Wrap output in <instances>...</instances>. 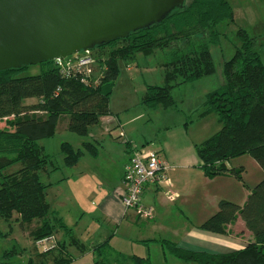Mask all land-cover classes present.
<instances>
[{"label": "trees", "instance_id": "16d2710c", "mask_svg": "<svg viewBox=\"0 0 264 264\" xmlns=\"http://www.w3.org/2000/svg\"><path fill=\"white\" fill-rule=\"evenodd\" d=\"M225 22H234L229 0H191L161 24L94 49L97 62L91 77L76 72L64 74L55 61L37 65L42 71L34 76L22 75L30 66L0 72V121L6 120V128L0 129V217L10 221L17 214L21 229L37 222L30 235L39 254L28 264H71L74 260L68 246L82 254L89 252L51 208L47 196L53 184L46 177L62 167L45 152L40 141L55 135L62 116L69 117V130L80 136L89 135L103 118L112 116L110 99L120 65L129 66L139 55L151 57L162 52L164 59L163 84L147 85L141 104L154 112L177 108L175 89L216 73L211 48L219 46L225 37L218 29ZM237 38L239 46L223 65L226 81L205 96L198 113V119L216 115L221 126L215 135L195 145L200 169L210 180L231 177L243 182L244 168H230L228 163L246 153L264 171V64L257 50L259 38L245 29L237 31ZM33 99L38 102L26 103ZM86 146L91 153H98L93 144ZM61 152L66 167L77 165L84 154L66 143ZM238 218L254 238L242 250L213 255L183 249L169 240L163 245L170 256L185 264H264V179L250 190L244 205L220 200L217 212L199 229L224 235L227 226ZM57 230L68 241L39 251L37 242L53 238ZM110 240L90 247L95 264H151L148 258L111 253ZM9 253L16 254L17 249Z\"/></svg>", "mask_w": 264, "mask_h": 264}, {"label": "rangeland", "instance_id": "374dc122", "mask_svg": "<svg viewBox=\"0 0 264 264\" xmlns=\"http://www.w3.org/2000/svg\"><path fill=\"white\" fill-rule=\"evenodd\" d=\"M190 1L187 0V3ZM229 2L234 10V22H225L219 26V31L225 34V37L219 46L211 48L217 71L211 77L175 89L177 108H171L167 112L160 110L161 112L156 113L141 104V98L147 85L160 86L163 84L164 69L161 64L164 59L162 52L151 57L139 55L129 62V66L125 63L120 65L119 78L114 82L110 99V109L112 118L122 126L113 130L114 138L110 133L106 135L108 140L104 142L103 148L97 150L96 155L91 153L86 146L87 143L93 141L89 135L80 136L69 130L68 116L60 118L53 137L40 141L45 152L52 155L57 164L63 166L58 173L56 172L54 178H69L60 190L50 191L48 198L54 204V208H57L56 204H58L66 224L73 229L78 240L89 249V252L82 254L76 247L68 246L69 254L74 260L71 264H95V255L91 251L89 242L93 234L101 230L100 221L103 217H100L97 209L103 197L102 194L107 191L106 189L104 193L103 189L101 191L104 185L102 179L106 175L112 181L116 180L121 153L125 150L128 137L133 141L140 138L144 143L147 142L145 143L146 149L150 147V151L160 153V155L167 152L170 154L184 152L192 160L193 157H197L195 145L206 141L221 128L216 115L206 120H198V113L206 91L226 81L223 65L225 61L233 57L236 47L239 46L237 38L239 29H245L259 38L257 50L264 64V0H229ZM129 67L132 68L129 69ZM41 71L40 66H30L22 75L34 76ZM37 102L33 99L26 103L33 105ZM188 121L190 124L186 127L185 124ZM3 128H6V120L0 121V129ZM100 128V125L91 128L90 134H95ZM125 134L128 137H125ZM65 143L73 150H81L84 153L77 166H65V157L61 152L62 144ZM228 166L234 169L244 168L243 182L231 177L218 180L220 184L214 188L215 197L210 198L209 201L215 211L217 205L214 201L218 202L222 199L244 205L247 192L254 189L264 179L263 169L251 154L246 153L231 159ZM44 180L47 181L46 178ZM196 185V181L192 179L191 186L186 188L187 193L192 192ZM198 190L199 193L205 191L203 187ZM208 190L206 188V191ZM168 191L165 188L163 197L167 198ZM17 217L18 215L14 214L10 221L0 217V264H28L30 258L39 254L34 248V240L30 235V229L35 228L37 222L34 221L25 229H21L20 220ZM175 223L182 231L181 226L188 224L183 217ZM114 229L115 235L109 243L111 253L132 256L140 249H146L147 246H141L146 244L141 240L150 236L145 229L132 231V228L126 225L115 226ZM64 240H67L65 234L57 230L54 236L55 243H64ZM52 244L53 242H49L45 246ZM44 248V246L39 247V251H43ZM15 249H17L16 254H7L8 251L13 252ZM156 257L157 254L154 253L153 259L157 263L161 258Z\"/></svg>", "mask_w": 264, "mask_h": 264}, {"label": "crops", "instance_id": "0c3cea01", "mask_svg": "<svg viewBox=\"0 0 264 264\" xmlns=\"http://www.w3.org/2000/svg\"><path fill=\"white\" fill-rule=\"evenodd\" d=\"M131 68L132 67H129V69ZM222 86L223 84L211 87L203 95V98L205 99V96L208 93L213 90L220 89ZM167 110H163V112H167ZM155 112L159 113L161 111L158 110ZM212 115L198 120H206ZM99 125L101 128L96 131L97 133L95 132V134H89L90 138L93 139V141L89 143L93 144L96 147V150H100L104 147V142L108 140L106 137L108 133L112 136L113 130L118 126H122L121 123L114 120L112 116L103 118ZM185 125L187 127V124ZM183 131L185 130L183 129ZM125 137L128 136L125 134ZM135 141L129 139L128 137L125 150L121 153V161L118 164V174L116 180L112 181L106 175L102 179V184L106 186L103 185L101 191L102 189L103 193L105 189L107 191L102 194L103 197L100 200L97 211L99 212L100 217H103V220L100 221V232L94 233L90 239V247L102 243L108 238L112 239L116 232L114 227H121L124 225L131 227L132 231L145 229L148 235H150L149 238L141 241L152 242L141 245L147 246L146 249H140L139 252L134 255L148 258L151 264H185L169 255L163 245L164 240L172 241L179 247L186 250L204 252L213 255L228 254L239 251L244 249L249 243L253 242V235L246 228V225L241 218H238L235 222L228 225L227 232L224 235H215L199 229L200 225L218 210V203L220 200L218 202L214 201V204L217 205L216 211L214 210L212 203L210 204L209 201L210 198L215 197L214 188L217 184H220L218 180L224 177H218L213 180L206 178L200 169L201 161L198 155L197 157H193L192 160H190V157H187L184 152L171 154L167 152L164 155H160L161 158L171 167L169 177L171 179L172 186L168 188L164 185L153 184L146 187L143 196V204L147 207L153 208L155 212L154 219L144 220L138 217L134 211L127 210L120 197V194H122L126 189L123 182L125 167L135 151H150V147L147 149L145 148V143L147 142L144 143L143 140H140V138ZM144 148L145 150H143ZM59 166L63 167L61 165ZM55 175L56 173H53L52 175L46 177L48 181L53 184V186L48 190L47 197H49L50 191L53 192L60 190L69 179L67 177L57 179L54 178ZM192 179L196 181L197 185L194 187L192 192L190 191L187 193L186 188L191 186ZM201 187H203L205 191L199 193L198 189ZM165 188L168 190H175L174 192L178 194L179 197L175 202H170L166 197H163ZM206 188L209 190L206 191ZM195 190L196 193H194ZM249 194L250 191L247 192L245 196V202L247 201ZM192 197H194V199ZM49 203L51 208L64 219L58 204H56L57 208H54V204L50 202V200ZM181 217L188 222L187 225L183 224L184 226H181L183 227V231L181 228L179 229L178 224L175 223L177 220L179 221ZM154 253L157 254V257L161 258L157 261V263L154 262L155 260L153 259Z\"/></svg>", "mask_w": 264, "mask_h": 264}, {"label": "water", "instance_id": "95a60500", "mask_svg": "<svg viewBox=\"0 0 264 264\" xmlns=\"http://www.w3.org/2000/svg\"><path fill=\"white\" fill-rule=\"evenodd\" d=\"M187 0H0V72L65 60L161 24Z\"/></svg>", "mask_w": 264, "mask_h": 264}, {"label": "built area", "instance_id": "2783aa9c", "mask_svg": "<svg viewBox=\"0 0 264 264\" xmlns=\"http://www.w3.org/2000/svg\"><path fill=\"white\" fill-rule=\"evenodd\" d=\"M55 62L64 74L76 72L91 77L95 74L94 69L97 61L93 50H89ZM83 81L86 82L87 80L84 79ZM122 134L124 135V133ZM170 169V165L161 158L159 153L135 151L125 167L123 182L126 189L120 194L125 208L134 211L141 219H154L155 212L153 208L143 204V196L148 185L159 184L168 188L171 187ZM166 195L170 202H175L179 197L177 193L170 190ZM49 242H53V244L46 247L45 245ZM54 244V237L37 242L38 248L45 247L43 251L53 248Z\"/></svg>", "mask_w": 264, "mask_h": 264}]
</instances>
